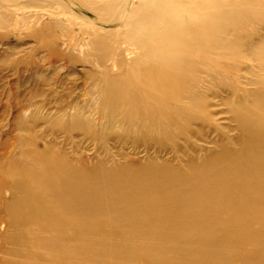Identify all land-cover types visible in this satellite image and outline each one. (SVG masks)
<instances>
[{
  "label": "bare ground",
  "instance_id": "bare-ground-1",
  "mask_svg": "<svg viewBox=\"0 0 264 264\" xmlns=\"http://www.w3.org/2000/svg\"><path fill=\"white\" fill-rule=\"evenodd\" d=\"M251 5L139 0L87 97L54 121L26 107L0 162V264H264V37L230 30Z\"/></svg>",
  "mask_w": 264,
  "mask_h": 264
},
{
  "label": "rangeland",
  "instance_id": "rangeland-1",
  "mask_svg": "<svg viewBox=\"0 0 264 264\" xmlns=\"http://www.w3.org/2000/svg\"><path fill=\"white\" fill-rule=\"evenodd\" d=\"M138 1L0 0V162L13 150L19 133L17 121L33 112L34 108H26L30 103H42L43 111L50 113L49 119L57 120L60 104L87 97L91 81L88 75L101 68L100 52L114 49L118 54L130 48L124 41L125 17ZM110 2L117 3L119 9L124 6L121 18L117 17L118 9L109 8ZM251 7L255 10L252 15L238 24L234 22L230 30L244 29L264 37L263 9L259 5ZM98 37L108 41L100 42ZM114 57L108 64L117 71ZM228 59V69L247 66L242 60ZM248 63L252 70H258ZM238 78L224 79V87H238ZM249 88L256 89V85ZM134 157L144 158L142 154Z\"/></svg>",
  "mask_w": 264,
  "mask_h": 264
}]
</instances>
